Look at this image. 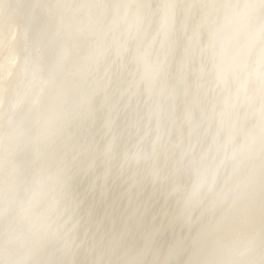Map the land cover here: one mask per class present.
Here are the masks:
<instances>
[{"label":"bare ground","instance_id":"1","mask_svg":"<svg viewBox=\"0 0 264 264\" xmlns=\"http://www.w3.org/2000/svg\"><path fill=\"white\" fill-rule=\"evenodd\" d=\"M244 3L0 0V264H264Z\"/></svg>","mask_w":264,"mask_h":264},{"label":"snow or ice","instance_id":"2","mask_svg":"<svg viewBox=\"0 0 264 264\" xmlns=\"http://www.w3.org/2000/svg\"><path fill=\"white\" fill-rule=\"evenodd\" d=\"M259 7L261 9L262 12H264V0H259V4H254V3H244V4H237V5H228V7H232V8H239V9H250V8H256ZM179 7V5H177L175 2L173 3H169L165 5V8L168 9H175ZM181 27H183V23L181 22ZM191 117V113L190 112H186L185 113V119H190Z\"/></svg>","mask_w":264,"mask_h":264},{"label":"water","instance_id":"3","mask_svg":"<svg viewBox=\"0 0 264 264\" xmlns=\"http://www.w3.org/2000/svg\"><path fill=\"white\" fill-rule=\"evenodd\" d=\"M262 13H264V12H262ZM51 39H52V43H53V45L55 46V43H56L55 38L52 36ZM257 55H258V54H257ZM259 69H261V70L264 69V56L262 57L261 60H259ZM18 159H21V160L24 161V160H25V154L23 153V154L21 155V157H19Z\"/></svg>","mask_w":264,"mask_h":264}]
</instances>
